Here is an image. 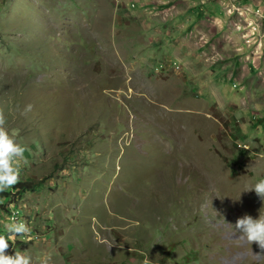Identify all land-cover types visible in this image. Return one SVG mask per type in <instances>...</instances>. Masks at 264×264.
<instances>
[{
	"label": "rangeland",
	"instance_id": "rangeland-1",
	"mask_svg": "<svg viewBox=\"0 0 264 264\" xmlns=\"http://www.w3.org/2000/svg\"><path fill=\"white\" fill-rule=\"evenodd\" d=\"M191 1L0 0V113L39 184L0 200L30 227L7 253L264 264L233 226L264 211L245 190L264 176V0Z\"/></svg>",
	"mask_w": 264,
	"mask_h": 264
},
{
	"label": "clouds",
	"instance_id": "clouds-1",
	"mask_svg": "<svg viewBox=\"0 0 264 264\" xmlns=\"http://www.w3.org/2000/svg\"><path fill=\"white\" fill-rule=\"evenodd\" d=\"M32 105L26 104L25 110ZM4 115L0 113V191L15 185L19 179V170L24 160L26 146L18 142L14 132L4 126ZM264 201V176L255 180L250 188ZM248 241H255L260 248H264V211L258 209L253 217L247 213L238 216L233 224ZM29 225L22 218L9 215L0 219V264H31L32 257L22 250L14 249L11 254L5 249L10 242H14L17 234L28 238ZM47 256L40 259L39 264H47Z\"/></svg>",
	"mask_w": 264,
	"mask_h": 264
},
{
	"label": "crops",
	"instance_id": "crops-1",
	"mask_svg": "<svg viewBox=\"0 0 264 264\" xmlns=\"http://www.w3.org/2000/svg\"><path fill=\"white\" fill-rule=\"evenodd\" d=\"M193 1V2H192ZM192 5L191 8L188 10L189 13H194L195 16L200 15V12H204V10L210 14V12H219V4L221 3L220 0H205V2H203V0H192ZM205 3V4H199V3ZM263 0H239V4H248L249 7L252 8H256L260 5H262ZM264 8V5L262 6ZM204 9V10H202ZM260 9L259 7L256 9V13H259ZM193 15V16H194ZM214 14H212L211 16H213ZM184 16V15H183ZM194 16V18H195ZM252 22H249V24ZM239 27V26H238ZM263 39V38H260ZM261 42V41H260Z\"/></svg>",
	"mask_w": 264,
	"mask_h": 264
},
{
	"label": "trees",
	"instance_id": "trees-1",
	"mask_svg": "<svg viewBox=\"0 0 264 264\" xmlns=\"http://www.w3.org/2000/svg\"><path fill=\"white\" fill-rule=\"evenodd\" d=\"M38 185L31 181H17L15 185L10 186V190L6 189L4 191H0V200L5 197H9L11 194L19 196L26 191H34Z\"/></svg>",
	"mask_w": 264,
	"mask_h": 264
},
{
	"label": "bare ground",
	"instance_id": "bare-ground-1",
	"mask_svg": "<svg viewBox=\"0 0 264 264\" xmlns=\"http://www.w3.org/2000/svg\"><path fill=\"white\" fill-rule=\"evenodd\" d=\"M177 138V137H176ZM189 138V137H188ZM188 138H185V139H187L188 140ZM191 139V138H190ZM190 139H189V141H190ZM179 140V139H178ZM176 141V140H175ZM183 141V140H182ZM186 140H184V142H185ZM187 142V141H186ZM192 142V141H191ZM190 142V143H191ZM185 144L186 143H183V142H181V139L179 140V141H176V144H175V146H178V147H176V148H178V151L179 152H181L182 150L184 151V153H185V155H188V157L190 156V158H187L186 157V159L188 160V161H190V162H194V163H201V158H199L198 157V153H197V151H196V149H194L193 150V148H191L192 150H189L187 147H185ZM192 144H194L193 142H192ZM192 144H191V146H192ZM189 146V145H188ZM195 146V145H194ZM181 150V151H180ZM182 153V152H181ZM190 154V155H189Z\"/></svg>",
	"mask_w": 264,
	"mask_h": 264
},
{
	"label": "built area",
	"instance_id": "built-area-1",
	"mask_svg": "<svg viewBox=\"0 0 264 264\" xmlns=\"http://www.w3.org/2000/svg\"><path fill=\"white\" fill-rule=\"evenodd\" d=\"M260 41H262V39H260ZM13 215H15V214H13Z\"/></svg>",
	"mask_w": 264,
	"mask_h": 264
}]
</instances>
